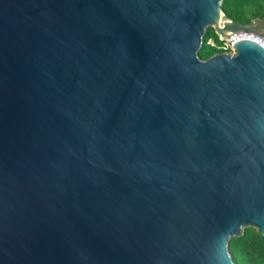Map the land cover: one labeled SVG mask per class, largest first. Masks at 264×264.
Here are the masks:
<instances>
[{"label":"water","instance_id":"1","mask_svg":"<svg viewBox=\"0 0 264 264\" xmlns=\"http://www.w3.org/2000/svg\"><path fill=\"white\" fill-rule=\"evenodd\" d=\"M221 1L0 0V264H234L264 236V49L198 57L264 34Z\"/></svg>","mask_w":264,"mask_h":264},{"label":"trees","instance_id":"2","mask_svg":"<svg viewBox=\"0 0 264 264\" xmlns=\"http://www.w3.org/2000/svg\"><path fill=\"white\" fill-rule=\"evenodd\" d=\"M221 11L226 19L239 25H247L264 19V0H222ZM212 28L206 30L205 39L198 57L207 60L220 53L207 45L212 38ZM218 42V39H215ZM228 251L234 264H264V236L255 228H244L242 234L228 242Z\"/></svg>","mask_w":264,"mask_h":264},{"label":"built area","instance_id":"3","mask_svg":"<svg viewBox=\"0 0 264 264\" xmlns=\"http://www.w3.org/2000/svg\"><path fill=\"white\" fill-rule=\"evenodd\" d=\"M229 21L230 20L226 19V17L222 14L220 18V26H222L224 22H229ZM216 35L218 42H215L210 38L207 40V45L216 49L220 53L221 52L230 53V54L234 53L233 45L240 41H251L264 49V38L252 33L240 32L238 34L230 36L229 38H223L217 33Z\"/></svg>","mask_w":264,"mask_h":264},{"label":"rangeland","instance_id":"4","mask_svg":"<svg viewBox=\"0 0 264 264\" xmlns=\"http://www.w3.org/2000/svg\"><path fill=\"white\" fill-rule=\"evenodd\" d=\"M258 23H259V26H261L262 28H261V33H263L264 34V19L263 20H260V21H258ZM210 28H212V27H210ZM209 28V29H210ZM260 30V29H259ZM212 31H213V33L214 34H212V40L213 41H215V39L217 38V35H216V33H215V31H214V29L212 28ZM216 42V41H215Z\"/></svg>","mask_w":264,"mask_h":264}]
</instances>
